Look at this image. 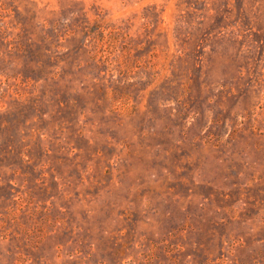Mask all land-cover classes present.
<instances>
[{
  "label": "rangeland",
  "instance_id": "374dc122",
  "mask_svg": "<svg viewBox=\"0 0 264 264\" xmlns=\"http://www.w3.org/2000/svg\"><path fill=\"white\" fill-rule=\"evenodd\" d=\"M0 264H264V0H0Z\"/></svg>",
  "mask_w": 264,
  "mask_h": 264
}]
</instances>
